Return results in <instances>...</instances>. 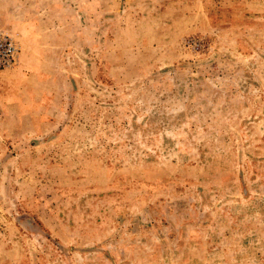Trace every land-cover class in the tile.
Instances as JSON below:
<instances>
[{"label": "rangeland", "instance_id": "obj_1", "mask_svg": "<svg viewBox=\"0 0 264 264\" xmlns=\"http://www.w3.org/2000/svg\"><path fill=\"white\" fill-rule=\"evenodd\" d=\"M0 264H264V0H0Z\"/></svg>", "mask_w": 264, "mask_h": 264}, {"label": "built area", "instance_id": "obj_2", "mask_svg": "<svg viewBox=\"0 0 264 264\" xmlns=\"http://www.w3.org/2000/svg\"><path fill=\"white\" fill-rule=\"evenodd\" d=\"M19 53L18 41L9 33L0 31V71L14 67Z\"/></svg>", "mask_w": 264, "mask_h": 264}]
</instances>
